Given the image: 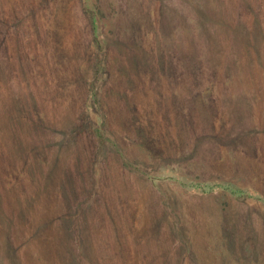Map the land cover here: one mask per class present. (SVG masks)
I'll return each mask as SVG.
<instances>
[{
    "label": "rangeland",
    "instance_id": "obj_1",
    "mask_svg": "<svg viewBox=\"0 0 264 264\" xmlns=\"http://www.w3.org/2000/svg\"><path fill=\"white\" fill-rule=\"evenodd\" d=\"M0 264H264V0H0Z\"/></svg>",
    "mask_w": 264,
    "mask_h": 264
}]
</instances>
